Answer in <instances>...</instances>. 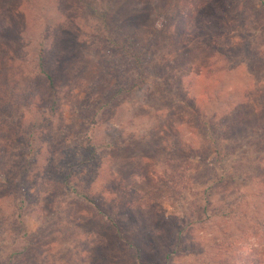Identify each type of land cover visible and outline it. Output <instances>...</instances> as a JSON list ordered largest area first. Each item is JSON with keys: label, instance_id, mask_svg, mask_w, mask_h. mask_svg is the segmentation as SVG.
Segmentation results:
<instances>
[{"label": "rangeland", "instance_id": "374dc122", "mask_svg": "<svg viewBox=\"0 0 264 264\" xmlns=\"http://www.w3.org/2000/svg\"><path fill=\"white\" fill-rule=\"evenodd\" d=\"M157 11L164 18L156 27L162 29L176 16L180 37L171 45L165 36L167 51L163 49L162 54L171 53L162 58L171 62L163 66L147 56L153 65L147 63L142 75V68L127 53L132 49L130 40L139 33L135 35V29L118 20L141 13L146 21L139 30L144 34ZM0 22L10 26L0 39L6 47L0 59L8 58L0 74L18 79L43 76L42 56L55 80V104L47 99L52 91L44 89L46 102L37 98L29 110L23 104L15 112V116L18 112L23 115L18 133L21 141L31 143L25 158L31 163L30 182L37 190L33 192L35 201L25 204L20 219L24 232L36 235L43 227L40 220L47 218L44 242L51 252L50 264H65L63 259L75 264L79 240L92 234L103 240L96 242L98 251L105 253L102 244L106 242L113 245L116 257L121 256L117 242L132 239L141 218L150 222L141 232L144 244L148 240L154 243L153 249H146L148 257L157 256L154 261L164 255L163 246L171 238L178 246L167 264H242L256 253L257 240L245 239L238 230L264 212V179L243 182L236 178L225 188L223 183L203 181L184 190V185L175 184V175L191 168L187 162H195L192 157L199 154L208 164L216 159L214 178L235 172L253 174L257 165L264 166V63L246 58L248 51L264 55V0H2ZM114 37L119 42L116 46L109 42ZM199 41L204 48L199 49ZM183 46L197 49L186 65L176 66L178 72L169 69ZM210 46L224 52H210ZM112 65L122 72L109 73ZM25 83L24 78L18 88ZM170 83L174 89L163 98ZM15 87L13 83L10 90ZM20 91L12 96L16 99ZM235 112L241 113L237 120L244 131L233 135L229 129ZM211 130L221 139L218 148L212 146L215 137ZM62 139L67 145L58 161L45 151L37 156L38 146ZM108 143H116L118 149ZM174 146L183 156L171 155ZM93 147L96 157L92 160L88 153ZM64 157L67 164L77 158L89 161L81 172L76 171L70 187L90 193L103 207L95 219L85 222L77 217L85 209L94 212L96 206L66 189L65 195L55 198L60 210L41 212L35 181L67 173ZM109 179L119 186L109 187ZM3 198L0 196V213L7 214ZM68 214L78 227L66 219ZM106 216L111 219L109 225L104 224ZM57 218L59 227L54 222ZM232 241L233 246L228 245ZM61 243L67 251L64 258L57 255ZM13 244L21 249L20 234ZM189 245L196 249L189 250ZM93 252V248L85 252L90 264H121L119 259L108 263ZM124 264H131L130 258Z\"/></svg>", "mask_w": 264, "mask_h": 264}, {"label": "trees", "instance_id": "16d2710c", "mask_svg": "<svg viewBox=\"0 0 264 264\" xmlns=\"http://www.w3.org/2000/svg\"><path fill=\"white\" fill-rule=\"evenodd\" d=\"M2 0H0V3ZM8 5V4H7ZM205 5H203L204 7ZM140 16V17H138ZM141 16V13H136L135 15H130V17L126 18L124 21L122 18L118 20L119 23H123L125 25H128L129 27L135 29V35H137V32L139 33V36L132 38L130 41L132 43V49L129 50L127 53L130 55V58L135 60V64L139 65L140 68H142V72L140 74L145 75L147 71L146 64L150 63L153 65V63L149 62V60L146 59L148 56L149 58H153L155 60H158V64H161L163 66H167L169 64L167 58H162L166 55H169L171 52H163L164 49L167 51L166 47L164 48L163 44L165 43L163 38L167 36L168 42L172 45L173 41H176L179 39V30L176 28L175 23H178L175 21L176 16H172L174 18H169L170 20H174L173 23L169 24H163L162 29H158V25L156 27V24L161 21L162 15L161 12L157 11L155 14V17L153 21L151 22L150 29H147L144 34L140 33L139 27L143 28V23L146 21V19H142L144 17ZM149 20V18H148ZM171 24V25H170ZM164 28V29H163ZM60 29V27L57 28V30ZM181 29V28H180ZM10 30V26L7 28L6 24L0 22V39H4V37L8 34ZM146 34L148 35V38H145ZM113 45L119 44L118 38L114 37L112 40H109ZM180 43V42H179ZM178 43V44H179ZM198 47L201 49V43L198 42ZM177 44V45H178ZM248 46V45H247ZM58 47V43H57ZM114 47V46H113ZM6 47L2 45V40H0V57L3 54V51ZM55 48V46H54ZM59 48V47H58ZM204 48V47H202ZM249 48V46H248ZM197 48L194 47H187L183 46L181 47L174 55H176V60L174 61L173 65L168 66L169 69H173L174 71L178 72V68L183 65H186L188 63V59L191 58V55L196 52ZM210 52L214 51L217 53L222 54L224 51H222L218 46H210L209 47ZM258 53V52H257ZM257 53H251L247 52L246 58L249 61L253 62H261L264 63V55H257ZM260 53V52H259ZM262 54V53H261ZM188 55V56H187ZM62 56V55H60ZM187 56L186 62H184L185 57ZM160 58V59H159ZM7 56L0 59V71L3 70V68L6 66L7 63ZM146 59V60H145ZM40 60V67L42 68V71L44 72L43 76H39L38 74H33L29 77H24L26 80V83L23 84V86L18 88L19 83L21 81H24V78L18 79L17 77H8L5 75L0 74V92H4V94H0V117H2V120H0V126H3V129H0V131H3L0 133V196L1 198L4 196L3 199L7 200V214L0 213V234H3L4 238H0V264H50L49 256H51L50 249L48 247L47 242L45 241V237L47 235V229L49 228V223L47 218L41 219V224L43 227H41L38 230V233L35 234H27L24 232L23 223L21 222V214L23 212V209L25 207V204L28 201H35L36 195H34L33 192L37 191L36 184H32L30 182V171L29 168L31 167V163H28V160L25 158L26 153L30 152L32 149L30 147L31 143L29 142H23L21 141L18 133L20 132L21 128V120L23 118V115L16 113L17 116H15V112H17L21 105H25L27 110H29V104L34 103L37 101V98L41 103L46 102L48 99L51 101V103L55 104V98L53 90L55 87L54 84V78L50 75V73L47 71V68L45 66V61L42 56L39 58ZM115 63H117V59L115 58ZM152 61V62H153ZM10 63V60H9ZM175 64V65H174ZM114 65L110 66V69L108 70L109 73L113 71L115 72H122L119 67H114ZM161 66L162 68H164ZM177 66V67H176ZM146 70V71H145ZM172 71V70H171ZM174 72V73H177ZM173 73V72H172ZM148 75V74H147ZM151 75H148L146 77H150ZM169 76V73L166 74V77ZM145 77V76H144ZM144 79V78H143ZM37 80V82H36ZM13 83L16 84V87L14 91L10 87L13 86ZM136 83L132 86H130V90L136 87ZM174 89L173 83L167 84L165 86L166 96L163 98L168 97V93H172L170 89ZM46 89L47 92L51 90V94L48 95V98L45 99V93L42 92V90ZM122 89V88H121ZM129 89L127 91H129ZM22 90V92L20 91ZM20 91L22 94H16V99L14 98L13 93ZM171 91V92H170ZM46 92V93H47ZM190 106V104H189ZM10 115V117L5 118V115ZM238 114V115H237ZM241 113L235 112L233 113L234 120L231 123L229 133L230 134H241L243 133L244 129L243 124L241 121L237 120V117H239ZM241 120V119H240ZM20 121V122H19ZM211 133L214 135L212 140V146H215L218 148L219 143L221 142V139L218 138V135L215 134L214 130H211ZM218 138V139H217ZM20 139V140H19ZM40 145V144H39ZM67 145L66 140H59L57 142H48L45 146H38L36 149V154L39 156L43 151L46 153L51 154L54 158V161H58L59 155L61 152L65 149ZM113 149L117 150L118 145L116 143H108ZM175 145V144H174ZM45 147V148H44ZM173 147V146H172ZM177 146H174V150L171 151V155L175 153L176 155L183 156V154L179 151H176ZM44 148V149H42ZM87 148V147H85ZM92 151L88 154L91 155L90 158L96 157V148L93 147L91 149ZM36 156V157H37ZM195 162H187L191 168H186L187 171H180L176 173L175 178L178 180L176 182V185H184L187 189V187L195 186L202 184L203 181H211L212 184H221L223 183L224 188L227 186H232L234 182H236V178H242L243 182L247 181H261V179H264V166L257 165L255 167V172L253 174L247 173V172H241V175L238 172H235L232 175L229 176H221L220 178H214L211 177L212 172L214 171V163L208 164L206 162V159L202 154H199V156H193ZM62 164L63 167H68L67 173H57L53 178L46 176L45 178L39 180L37 183L39 189L37 194L42 201V205L40 207L41 212L45 210H55L61 209V206L59 203L55 201V198L60 195H65V189L69 191L70 194H74L77 198H82L83 200H86L92 204H95L96 209L95 211H89L86 210L82 213H79L77 217H81L85 220V222H88V220H91L94 218V216H100L102 213V208L100 204H97L96 199H94L92 196H90V193H84L79 192V190L76 187H73V189L70 187V182H72L76 178V171L81 172L83 167L89 163L88 160H84L82 158H77L78 160L73 163L66 162V158H63ZM93 160V158H92ZM92 162V161H91ZM254 163L256 161H253ZM30 164V165H28ZM56 164V163H54ZM214 164V165H213ZM186 166V164L184 165ZM72 171V169H74ZM15 170V171H14ZM236 171H239L236 168ZM216 175L215 172H213V176ZM207 177V178H206ZM159 179V178H158ZM35 185V187H33ZM222 185V186H223ZM66 186V188H64ZM109 187H117L119 184H117L116 180L109 179L108 181ZM32 187L34 190L32 191ZM50 198L52 200L49 202ZM49 202L48 206H44V203ZM96 202V203H95ZM263 211H264V204H263ZM11 210V211H10ZM60 214H63L62 212H59ZM77 213V212H76ZM76 217V216H75ZM93 217V218H91ZM68 218L69 221H71V224L75 223V218H73V215L68 214L66 216V219ZM57 221H54L55 224H58L57 227L61 225L59 221H61L59 218H57ZM72 219V220H71ZM95 219V218H94ZM59 222V223H58ZM83 222V223H85ZM105 222V223H104ZM104 224H108L111 222V219L109 216H106V220L104 221ZM150 222L147 223V221L143 218L138 219L136 221L137 227L139 226L138 231L135 232L132 236V239H129L128 237L125 238L124 242L121 243L119 240L117 242V245L123 254L121 256H115L114 250H112L113 245H108L106 242H104L103 248L106 249L105 253H101L100 250L98 251L96 248H99V244L96 243L97 241L102 242L103 240L95 235L92 234L89 238L87 237L85 241L82 239L79 240L78 244H80L79 247H77V258L75 260V264H88L89 261L85 255V252L91 251L95 249V257L104 258L105 261L108 263H111L112 261L119 259L121 261V264H124L126 262L127 257L130 258L131 264H167V261L173 260L172 254L176 251V247L178 246V242L173 240L169 241L166 245L163 246L164 250L161 257H158L157 261H154L157 257L156 255H150L147 256V247L149 246L151 249L154 248V243L151 240H148L145 244L144 241V235L142 234L143 229L145 226L149 225ZM47 226V228H46ZM78 227V226H76ZM146 228V227H145ZM58 233L60 234V229H58ZM240 232V235L244 237L245 239L253 238L254 240H257L256 253L253 256L247 257L242 264H264V212L259 214L258 216H255L250 222L248 221V226L242 229L238 230ZM20 234V238L24 241L23 246L20 248H15L14 241L15 238H18ZM241 236L239 237V240L241 239ZM100 238V239H99ZM236 242H238L236 240ZM11 246H9V244ZM234 241L232 243L228 244L230 246H233ZM175 246L172 250H167L170 247ZM65 246H62V243L60 245V248L62 251L57 253V255H61L62 258L65 257L67 254V251H63ZM192 246H188L189 250H195L196 248H193ZM100 249V248H99ZM127 249H130L129 252ZM66 250V247H65ZM262 250V251H261ZM84 253V254H83ZM87 254V253H86ZM83 255L85 258H83ZM68 258V255L66 256ZM79 259V261L77 260ZM63 263L69 264L65 259H63ZM112 260V261H111ZM164 260V261H163ZM227 262V260L225 261ZM100 262H98L99 264ZM90 264V263H89Z\"/></svg>", "mask_w": 264, "mask_h": 264}]
</instances>
